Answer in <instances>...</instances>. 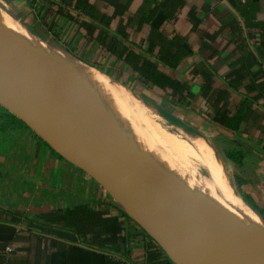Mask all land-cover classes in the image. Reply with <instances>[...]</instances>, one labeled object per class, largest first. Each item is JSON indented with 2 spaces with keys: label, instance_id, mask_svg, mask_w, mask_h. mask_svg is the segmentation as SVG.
Listing matches in <instances>:
<instances>
[{
  "label": "crops",
  "instance_id": "obj_1",
  "mask_svg": "<svg viewBox=\"0 0 264 264\" xmlns=\"http://www.w3.org/2000/svg\"><path fill=\"white\" fill-rule=\"evenodd\" d=\"M226 1L228 4L225 0H182L162 30L168 37L184 36L189 53L178 65H165L164 69L184 78L192 66L208 69L214 85L226 89L229 113L242 99L250 100L249 116L236 131L214 119L220 103L208 108L199 94L181 117L194 116L192 120L213 140L234 141L231 149L236 151V158L248 161L260 183L250 190L264 204V95L251 81L252 77L264 80V0ZM226 74H231V81L237 85H230ZM203 81L198 75L191 82L192 90L197 92ZM44 144L32 135L18 142L17 151L0 147V264H114L113 256L144 264L151 240L129 215L123 221V239L101 246L88 236L42 220L41 212L80 201L97 208H120L109 197L103 201L91 194L88 174L68 169V161L62 162ZM95 188V193L101 191L99 186ZM7 245L13 248L6 250Z\"/></svg>",
  "mask_w": 264,
  "mask_h": 264
},
{
  "label": "trees",
  "instance_id": "obj_2",
  "mask_svg": "<svg viewBox=\"0 0 264 264\" xmlns=\"http://www.w3.org/2000/svg\"><path fill=\"white\" fill-rule=\"evenodd\" d=\"M26 3L32 8L30 29L37 37L96 67L178 117L199 94L208 108L220 103L214 119L233 131L248 118L250 100L242 99L229 113L226 89L214 85L208 69L192 66L189 73L185 72V78L165 71V65L174 67L189 53L184 36L168 37L162 30L175 8H180L182 0L159 3L154 0H26ZM198 75L204 81L194 92L191 82ZM226 78L230 85L235 83L230 79L231 74H226ZM254 78L251 80L253 86L264 95V80L260 82ZM10 117L25 124L12 112ZM203 186L212 187L210 183ZM39 216L47 224L88 236L92 243L101 246L116 244L119 237L123 239V221L128 214L122 208H97L90 202L80 201L41 212ZM143 231L151 240L144 264H177L149 233ZM124 260L128 259L113 256L114 264Z\"/></svg>",
  "mask_w": 264,
  "mask_h": 264
},
{
  "label": "bare ground",
  "instance_id": "obj_3",
  "mask_svg": "<svg viewBox=\"0 0 264 264\" xmlns=\"http://www.w3.org/2000/svg\"><path fill=\"white\" fill-rule=\"evenodd\" d=\"M0 33L4 35L3 41L6 44L1 53L4 59L9 62L11 60L20 62V59L28 54L27 57L29 56L31 62L27 65L28 71L24 67L19 69L18 66L19 68L11 70V75L16 83H25L30 91L35 92L38 102L48 103V107L44 106L46 109L58 110L66 124H81V121L75 117L77 108L81 114L89 112V123L100 127L96 140L100 139L106 145L111 144L130 152L139 147L137 144L139 141L144 148L137 149V156L139 162L142 160L140 163L145 165L148 164L144 163L145 157H159V153L163 150L162 143L160 145L162 132H159L146 109L139 105L137 98L125 88L127 86L40 40L15 20L6 21L1 13ZM163 112L165 115H170L164 110ZM89 123L87 126L84 122L87 128L90 126ZM86 134L94 139L87 130ZM185 136L188 142L185 144L187 145L185 151L200 161L216 189L214 192L197 190L192 184L176 180L169 172L171 161L166 153L168 149L166 144L164 145L166 150L162 155L165 156L166 163L168 162L164 167L169 171L150 165H147L148 169L158 172L183 195L189 204L202 210L214 211L216 214L211 222L230 223L226 228H232L233 231L227 230L228 234L224 238L214 237V242L219 247V255L229 254L228 256L240 262L264 264V231L256 218L234 198L236 195L234 196L233 189L224 175L222 162L217 157L214 147L202 135L187 133ZM111 138H116V141H110ZM262 225L264 227L263 223ZM151 230L154 231L152 228ZM170 256L181 264H186L175 252H171Z\"/></svg>",
  "mask_w": 264,
  "mask_h": 264
},
{
  "label": "water",
  "instance_id": "obj_4",
  "mask_svg": "<svg viewBox=\"0 0 264 264\" xmlns=\"http://www.w3.org/2000/svg\"><path fill=\"white\" fill-rule=\"evenodd\" d=\"M225 3L228 4L226 0ZM4 46L0 40L2 106L22 119L64 159L98 182L169 256L175 252L186 264H243L227 254L219 255L214 242L215 236L221 237L217 230L229 223L211 222L204 210L189 204L158 172L138 162L136 153L89 138L84 126L69 127L58 110L42 106L34 93L18 86L12 78L10 62L1 56ZM57 49L78 59L62 48ZM161 109L186 124L174 113Z\"/></svg>",
  "mask_w": 264,
  "mask_h": 264
},
{
  "label": "rangeland",
  "instance_id": "obj_5",
  "mask_svg": "<svg viewBox=\"0 0 264 264\" xmlns=\"http://www.w3.org/2000/svg\"><path fill=\"white\" fill-rule=\"evenodd\" d=\"M0 13L6 21L10 22L12 20H15L20 25H22L24 28H26L27 30H29L31 33L34 34V32L30 29V26L32 24L31 23L32 8L26 3V0H0ZM3 36L4 35H2L0 33V40L2 41V43H5L3 41ZM40 40L46 42L43 39H40ZM50 45H52V44H50ZM53 46L60 48L56 45H53ZM15 53H16V51H15ZM27 55L28 54L26 53V55L23 57V59L22 58L20 59V62L18 60L17 61H13V60L10 61L9 64H10V68L12 69V71H13V68H15V69L19 68L18 66H20L19 69L24 67L28 71L27 65L30 62V60L28 58L29 56L27 57ZM107 76L110 77L109 75H107ZM16 84L20 87H24V88L28 89L27 85L25 83H16ZM122 86L125 87L124 85H122ZM135 86L138 89H141V87L139 85L136 84ZM40 88H41V86H40ZM125 88L127 90H129V92L137 98V100L140 103L139 105H141L142 107H144L146 109L148 116L153 120V123L155 124V126L160 130L159 132L160 133L162 132V135L160 138V145L162 143L161 148L163 150L159 153L160 158L159 157H153V158L145 157L144 163L146 162V164L148 163L147 165H150L152 167H158L159 169L165 168L164 165H166L168 162L166 163L165 156H163L162 154H164V150H166V149H164V145L166 144V146L168 147L166 153L169 155L170 161H171L170 167H169L171 171L167 170V168H165V169L167 171H169L170 174H173L175 179L180 181L181 183L192 184V186H195V189H197V190L199 189V190H202L205 192L212 190L214 192L216 189H215L214 185L210 182V176L208 175V173L206 172V170L204 169V167L202 166L200 161L185 151V149L187 148V145H185V144L188 143L187 137L185 136L187 133L191 134V135H193V134H199L200 136L202 135V137H204L207 141H209L212 144V146L215 149V153H216L217 157L221 160L224 175L227 178L230 187L233 189L234 196L236 195L234 198H236L238 203H240V205L242 207H244L246 210H248L250 212V214H252L256 218V221L259 223L261 229L264 231V227L262 225V223L264 224V219H263L264 218V206H263L264 204H262L260 202L258 195L255 196V194H253L250 190L252 187H256L260 183H259V180L257 181L256 180L257 178H255L252 175L251 168L247 165L248 161H244L243 158H241V159L236 158V153H235L236 151H234V149H231V144H234V141L213 140V138L211 137L212 135H210L209 132L205 128H203L198 122H195L192 120V118L194 119V116L190 117L186 114V116L184 115V118L180 117V119H182V121L184 120L183 122L186 123V125H185L182 122H180L179 120H176L175 118L170 117V115L169 116L165 115L163 110L161 109V107L157 103H155L149 99L144 98L143 96L134 92L132 89H128V87H125ZM28 91L32 92L36 95L35 92L30 91L29 89H28ZM47 91L51 92L50 90H47ZM147 92H149V91H147ZM149 93L152 94L151 92H149ZM154 97L158 98V96L155 94H154ZM39 103L43 104V106H45V107H48V103H46V102H39ZM77 109L75 110L76 111L75 117L81 121V124L80 123L79 124L70 123L67 125L69 127L70 126H74V127L84 126L86 128L87 132L88 133L90 132L95 139L100 132V127L95 125V124L89 123V118H90L89 112L88 113L83 112V114H81V112H79ZM48 110L54 111L56 109L55 108H48ZM10 112L11 111H9L8 109H6L5 107H3L0 104V147L2 148V150H4V148H6V149H10V150L15 149V151H17L18 148H15V147L17 146V144L20 140H25V138L30 137V136L32 137V135L37 137L38 135L28 125L26 126L25 124L21 123L20 121L16 122L17 121L16 119L12 120L10 117ZM81 118H83V119H81ZM83 121L87 124V126L89 123V125L91 127L89 126L87 128ZM92 127H94V129H92ZM182 134H183V136H182ZM110 141H116V138H111ZM137 144H139L138 145L139 147L137 148L138 150H141L142 148H144V147H142V144L139 143V141H137ZM44 146H46V145L44 144ZM46 147H48V146H46ZM137 149L135 151H133L136 154L138 153ZM24 151H26V150H24ZM60 159L62 160V162H65V163L67 162V160H64V158H62V157ZM137 161L139 162V156H137ZM67 164L70 167L68 169H73L74 172H76V171L84 172L82 169H80L79 167L75 166L74 164H72L70 162H67ZM65 169L67 170V167ZM167 174H169V173H167ZM175 179H173V180H175ZM96 183H98V182H96ZM209 183L211 184L212 187L206 188L203 186V185L209 184ZM98 185L101 187V185L99 183H98ZM201 188H203V189H201ZM95 190H96V188H93L91 194H93V195L95 194L97 196H100V198H102L103 201H104V198L108 199V197H109V198H111L110 199L111 201H114L117 205H119L107 193V191H103L102 189H100L102 191L95 193ZM221 199H223V198H221ZM119 206H120V208H122L121 205H119ZM206 210H204L205 213H207L205 215L206 218L207 217L209 218L211 215L210 219L213 220L216 213L214 211H211L210 209H206ZM210 212H211V214H210ZM227 223H229V222H227ZM227 230H232V228H226V226L225 227L223 226V228L217 230V233H219L221 237H223V236L225 237L228 234ZM236 233L244 235V236L245 235L249 236V235L244 234V233H238V232H236ZM213 234H215V233H213ZM252 238H254V237H252ZM235 241L237 242L236 238H235ZM175 260L177 261V264H181L180 261H178L177 259H175ZM242 262H243V264H246V263L258 264V263H253L250 261H248V262L242 261Z\"/></svg>",
  "mask_w": 264,
  "mask_h": 264
},
{
  "label": "built area",
  "instance_id": "obj_6",
  "mask_svg": "<svg viewBox=\"0 0 264 264\" xmlns=\"http://www.w3.org/2000/svg\"><path fill=\"white\" fill-rule=\"evenodd\" d=\"M88 178H89V180H90V182H89V184L91 185V189H93V188H95V186H96V184L98 185V183H96V181L92 178V177H90V176H88ZM99 186V185H98ZM100 187V186H99ZM99 189H102L103 191H105L103 188H99ZM101 190V191H102ZM100 192V191H99ZM13 248V246L12 245H7L6 246V250H11ZM121 264H133L131 261H129V260H124V261H122L121 262Z\"/></svg>",
  "mask_w": 264,
  "mask_h": 264
}]
</instances>
